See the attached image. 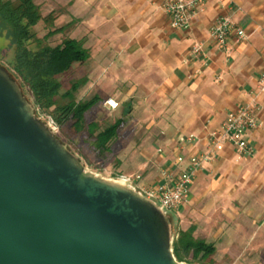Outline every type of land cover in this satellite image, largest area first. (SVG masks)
Instances as JSON below:
<instances>
[{
    "label": "crops",
    "instance_id": "0c3cea01",
    "mask_svg": "<svg viewBox=\"0 0 264 264\" xmlns=\"http://www.w3.org/2000/svg\"><path fill=\"white\" fill-rule=\"evenodd\" d=\"M162 2L86 0L89 99L97 98L99 110L129 108L115 146L119 163L140 175L139 187L162 182V171L176 176L185 166L175 162L177 153L206 152V135L227 111L251 101L264 66V0H206L187 30L170 26ZM220 15L245 31L243 41L230 36L222 48L210 38V25ZM196 43L201 51L194 55ZM107 98L118 107L104 105ZM256 100L260 126L245 132L252 152L239 155L224 145L202 164L188 200L173 212L181 230L193 227L194 238L230 264L264 261V94ZM189 134L195 139L177 151V141ZM125 135L146 138L128 141Z\"/></svg>",
    "mask_w": 264,
    "mask_h": 264
},
{
    "label": "water",
    "instance_id": "95a60500",
    "mask_svg": "<svg viewBox=\"0 0 264 264\" xmlns=\"http://www.w3.org/2000/svg\"><path fill=\"white\" fill-rule=\"evenodd\" d=\"M56 134L0 64V264H183L174 213Z\"/></svg>",
    "mask_w": 264,
    "mask_h": 264
},
{
    "label": "trees",
    "instance_id": "16d2710c",
    "mask_svg": "<svg viewBox=\"0 0 264 264\" xmlns=\"http://www.w3.org/2000/svg\"><path fill=\"white\" fill-rule=\"evenodd\" d=\"M50 17L51 14L44 17V20ZM40 19L42 16L35 0H0V37L6 36L9 39L8 48H13L14 53L9 62L11 71L28 86L35 107L46 112L58 127H63L71 121L74 131L79 133L83 130L84 113L97 102V98L57 104L54 98L59 93L60 84L56 76L67 71L74 62H83L87 59L88 50L83 48L79 40L72 38H65L60 44L52 47L46 45L35 50L29 49V43L36 42L37 45L40 42L32 31V27ZM61 30L63 27L49 31L43 38ZM76 88L77 86L72 83L70 91L63 95L68 97ZM128 112L129 108L124 114ZM124 122V118H118L97 132L96 124L90 123L86 126V138L89 141L87 144L93 146L89 151L93 152L95 158L103 159L104 153L109 151V143L116 138L117 131ZM193 230V227H189L177 231L172 246L177 261L185 262L187 259L204 261L214 253L211 244L194 238Z\"/></svg>",
    "mask_w": 264,
    "mask_h": 264
},
{
    "label": "rangeland",
    "instance_id": "374dc122",
    "mask_svg": "<svg viewBox=\"0 0 264 264\" xmlns=\"http://www.w3.org/2000/svg\"><path fill=\"white\" fill-rule=\"evenodd\" d=\"M35 4L39 7L42 19H40L32 27V31L40 42L37 45L36 42L29 43V49L35 50L40 46L46 45L52 47L60 44L65 38L79 40L83 48L86 49V26L88 25L87 22L90 19L86 16V0H35ZM49 14H51V17L48 20H44V17ZM59 27H63V30L56 32L55 34H51L47 36V38H43L49 31ZM8 44L9 39H7L6 36L0 37V48H2L0 64L9 70L21 86L25 97L33 104V96L28 86L24 84L20 78L15 77L11 71L9 62L13 58L14 53L13 48H8ZM93 52L92 54H94ZM88 65H91L90 57L85 59L83 62H74L67 71L56 76V80L60 84L59 93L54 98L57 104H64L69 101L77 103L89 100L92 92L89 91V82L86 83V67ZM72 83L75 84L77 88L73 93H71V95L65 97L63 94L66 91H70ZM92 108L93 110L84 113L83 130L81 132H75L70 121L67 122V124H64L63 127H57L56 135L74 154L80 158V160L84 163L85 168L87 167L89 170L99 173L103 177H114L121 173L134 175L136 172L134 169L129 168L126 163H119L120 159H122V155L120 149L118 148L119 145L117 147L115 146L117 138L109 143V151L104 153L102 160L95 158L93 152L89 151V149L92 150L93 146L91 144V146L87 144L89 141L86 138V126L89 125L91 121L97 122V132L112 124L117 118H127L128 113L124 114L121 109L115 111H107L105 109L99 110L97 104H94ZM36 109L40 116L50 118L46 112L42 111L38 107H36ZM125 121H128V119H125ZM130 138H133L136 142H138V139L146 138V136L135 135L134 137H131L125 135V139L128 141ZM125 153L126 152H124V154ZM180 229L181 224L179 223V218L177 215H174L172 232H174L175 236L177 231ZM219 260V258L211 255L204 261H191L190 259H187L183 262V264H230L224 259H222V262ZM199 261L201 263H199ZM261 264H264V261Z\"/></svg>",
    "mask_w": 264,
    "mask_h": 264
},
{
    "label": "built area",
    "instance_id": "2783aa9c",
    "mask_svg": "<svg viewBox=\"0 0 264 264\" xmlns=\"http://www.w3.org/2000/svg\"><path fill=\"white\" fill-rule=\"evenodd\" d=\"M205 1L163 0L161 7L167 15L171 27L187 30L190 27L191 18L200 10ZM209 36L219 47L226 48L230 36H233L235 43H239L245 39L246 33L242 28L236 26L228 15H220L211 23ZM200 51V43H196L190 48L191 54L194 55H197ZM257 85V92L252 95L249 103L227 111L220 126L206 135L209 146L206 152L192 153L188 156L177 153L175 162L178 164L185 162V166L176 176L162 171V182L145 187L137 186V188L148 198L156 200L165 211L175 212L181 204L188 200L189 187L201 171L202 164L213 159L223 149L224 145H230L239 155L250 154L252 148L245 137V132L260 126L256 119V113L261 109V106L256 97L258 93L264 94V66L259 74ZM103 104L112 110L118 107V102L112 98L105 99ZM42 118L57 131L58 125L51 117ZM194 139L195 137L192 134L181 137L177 141L175 149L180 152L187 143L192 142ZM114 177H119L133 184L140 179L139 174H119Z\"/></svg>",
    "mask_w": 264,
    "mask_h": 264
}]
</instances>
